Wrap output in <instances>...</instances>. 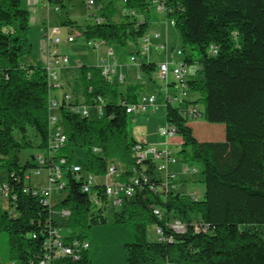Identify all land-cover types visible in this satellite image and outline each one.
I'll use <instances>...</instances> for the list:
<instances>
[{"label":"trees","instance_id":"1","mask_svg":"<svg viewBox=\"0 0 264 264\" xmlns=\"http://www.w3.org/2000/svg\"><path fill=\"white\" fill-rule=\"evenodd\" d=\"M161 2L191 46L183 62L201 66L199 76L187 77L189 90L200 98L185 100V105L202 103L205 120L225 126L224 140L200 141L185 110L165 106L167 124L180 135L184 160L203 164V198L166 185L153 160L136 163L127 107L137 101L141 85L128 84L122 92L99 66L82 64L76 84L81 97H62L57 112L67 143L38 164L48 170L64 157L69 165L71 151L83 148L86 174L67 171L66 194L46 203L27 182L29 171L38 166L22 161L20 152L33 147L47 152L51 87L41 62L22 61L34 56L30 11L22 0H0V168L7 171L10 196L9 205L0 203V231L8 235L7 260L0 264H39L50 251L45 243L49 231L59 228L56 211L62 209L70 211V233L64 238L87 241L88 248L77 260L64 256L52 264H264V0ZM150 5V0H125L123 18L117 21L109 2L100 10L99 22L66 24L87 42L137 44L148 32L144 13ZM141 11L143 17L137 16ZM139 68L151 75L157 64L142 61ZM81 101L96 108L99 117L85 114ZM115 158L125 166L120 181L134 184L132 175L138 179L133 196H123L119 205L105 193V176ZM133 164L135 170L129 169ZM87 175L93 177L90 192L84 190ZM154 208L163 212L161 219ZM176 219L185 223V232L169 228ZM158 225L165 239H150V227L156 235Z\"/></svg>","mask_w":264,"mask_h":264},{"label":"rangeland","instance_id":"2","mask_svg":"<svg viewBox=\"0 0 264 264\" xmlns=\"http://www.w3.org/2000/svg\"><path fill=\"white\" fill-rule=\"evenodd\" d=\"M107 1L113 2V15L114 19L120 21L123 17L125 11L123 7L122 0H94L95 5L94 9L89 10V7L86 3V0H63V3L49 2L45 0L46 5L45 9V22L48 24L49 29L53 30L57 28L60 30L58 37L62 40V43L59 44V48L62 54L67 55L70 59L68 66H59L57 67L58 73V82L62 83L57 90L58 99L61 100L64 94H70L73 97L76 95L81 96V91H76V82L80 74V64L85 65H99V61L102 57H106V64L112 62L111 57L107 56V51L109 49L113 50L114 56L116 57V63L113 65L116 74L111 75V82L118 85L120 91L124 92L126 90V85L131 81L133 75L136 74L137 64L131 60L132 53H136L138 62L143 60H149L155 63H159L161 59H168L169 62H173V66L177 65L180 62L181 58L185 55H190L192 53L191 46L185 44L181 35L180 30L174 25L173 21L166 16L165 11L159 9V4L154 3L153 0H150L151 5L149 12H138L137 16L143 17L144 14L147 15L149 20V28L145 38H142L138 41L137 44L130 43L126 46L120 45L113 41H108L106 44H103V40H96L98 43L96 47L88 46L87 41H85L80 36L77 37L76 41L71 44H67L66 40L69 35V24H66V21H73L78 24H84L88 19V12H98L102 3ZM144 13V14H143ZM47 26V27H48ZM47 27L45 31H47ZM43 25H38L36 22L30 23L29 30V39L33 44V47L36 46L37 41L40 37H44ZM54 33V32H53ZM52 33V35H54ZM161 34V39L163 37L168 40V52L163 50H157L155 45L159 42L157 34ZM149 40V49L148 56L146 57L142 53V45ZM161 44V43H159ZM173 46V48H172ZM184 50L183 54L178 56V50ZM180 57V58H179ZM25 57L22 58V61H25ZM177 62V63H176ZM101 64V63H100ZM199 66V67H198ZM200 68L198 62L192 64H186L187 76L190 75L192 71L196 68ZM143 74L142 72H140ZM124 74L127 78V75H130V78L120 82L118 76ZM140 74V75H141ZM196 74V72H193ZM138 80L131 82L136 83ZM138 83V82H137ZM155 88H161L160 90L165 92V83L159 79L155 78L154 80ZM175 87V86H174ZM164 88V89H163ZM145 93L154 92L152 86L143 87ZM76 91V92H75ZM159 91V89H158ZM155 92L156 94L158 93ZM177 89L171 88V94L176 93ZM201 111H203V104L199 103ZM90 116L99 117L96 108H91ZM166 118H165V99L163 94L159 92L157 94V104L153 111L149 114L143 113H131L129 114V126L128 132L131 140L136 142H145L150 147H165V137L162 136L159 132V129L166 128ZM188 125L193 126L195 129V136L198 139H221L224 135V130L221 128L223 124L220 123H209L205 120L203 114L190 117L188 119ZM180 135L178 133L174 134V138L171 142V150L174 157L177 159L175 163L169 165V171H171L173 176V185L176 187V191L181 194H188L192 197H197L198 199L203 198V193L205 190V178L203 174V164L200 161L196 160H184V155L181 152L180 146ZM45 151L37 147L28 148L20 152V157L22 161L30 159L32 163L36 164L38 167L33 168L29 171L27 176V182L30 183L33 187L43 188L49 184L48 170L44 167H39L37 157L39 155H44ZM71 162L74 165H79L82 168V172L86 174V152L83 148H77L70 153ZM155 164L158 166L159 161L156 160ZM110 165H114L119 169V172L125 170L124 164H122L117 158L113 159ZM135 165H130L129 169H134ZM35 170L39 172L36 173ZM157 175L162 176L163 178L167 177L166 171L157 169ZM131 177V176H130ZM7 171L4 168H0V180L6 181ZM102 181V180H101ZM66 192H61L60 195L63 197ZM55 197V196H54ZM53 197V198H54ZM113 205V204H112ZM13 210V209H12ZM14 211V210H13ZM113 208L109 210L110 216L112 215ZM59 212V211H58ZM59 214V213H58ZM59 217V215H58ZM193 219L197 218V215H192ZM68 217L59 218V229L64 236H68L70 233L69 228L66 226ZM149 238L155 240L156 235L154 227L149 229ZM7 248H8V235L5 231H0V261L7 260Z\"/></svg>","mask_w":264,"mask_h":264},{"label":"built area","instance_id":"3","mask_svg":"<svg viewBox=\"0 0 264 264\" xmlns=\"http://www.w3.org/2000/svg\"><path fill=\"white\" fill-rule=\"evenodd\" d=\"M123 2L125 0H122ZM154 3L159 4V9L161 11L166 12V7L161 0H153ZM86 3L90 10L94 9L95 2L94 0H86ZM101 18L96 17L93 22H99ZM78 34H73L68 36L66 42L68 44L76 41ZM157 37L159 35L157 34ZM145 38V37H144ZM54 48L50 52V60H48L47 64L45 65L47 74H48V82L50 87L56 85L58 75H57V67L63 65L68 66L70 63V59L67 55L61 53L59 48V44L62 43L60 37H56L52 40ZM89 46L96 47L97 41H88ZM149 47V40L142 45V52L147 51ZM159 50H163L165 52L168 51V46L166 43H162L157 47ZM177 54L180 56L183 54L182 50H178ZM108 55L112 57L113 60L114 54L111 50L108 51ZM132 60L136 61V57L132 56ZM102 73L105 77L109 78L112 74L113 69L111 65L105 64L104 61L101 63ZM186 65L182 60L177 63V65L173 66L172 63L166 61L162 62L158 65L157 69V77L160 81L168 83L170 78L172 77L174 86L176 87L177 91L174 94L166 88L165 92L163 93V97L165 99V106L169 103L180 105L182 109L185 110V114L190 117H196L201 115V110L198 105H185V98L187 92L189 90L187 85V71ZM124 77L121 75V80ZM67 101L72 99L70 94H64L63 96ZM81 107L85 114H88L90 108L83 105V101H81ZM157 104V94H140L137 101L135 103L129 104L127 107V113H143L149 114L151 111L154 110ZM61 105V101L56 99H49L48 102V111H49V124L51 127V137L49 139V147L47 152L44 155H39L37 160L40 164H44L48 157L53 156L54 154L58 153L62 150L66 143H67V136L64 133L62 126L59 124L58 114L56 110H59ZM100 111V108L98 109ZM167 124V123H166ZM159 132L162 136L165 137V147L158 148V147H150L145 142H134L132 145V153L135 157V161L137 164H142L145 159H151L154 162L156 160L159 161L158 166L156 165L157 169L166 171L167 177L164 178L165 184L175 188L173 185V176L174 174L171 173L168 168L171 163H175L177 159L174 157L172 150H171V142L174 138V134L178 133L176 127L173 125H166V128L159 129ZM135 170V168H134ZM67 171L73 172L75 174H79L82 171V168L79 165L69 164L67 165V159L62 157L58 160L54 161V166L48 169V178L49 184L43 188H38L35 190L36 192L40 193L44 196L46 203L51 204L53 202V197L57 194H60L65 186L64 175ZM38 173L39 171H35ZM120 172L119 169L114 166L110 165L108 168V172L105 176V193L111 198L112 203L114 205H119L123 196L131 197L135 192V185L138 183V179L136 176L132 175L130 180L134 182H122L119 180ZM93 184V177L91 175L86 176V184L84 186V190L86 192L91 191V185ZM9 187L6 181L0 180V203L4 205H9ZM58 211H56L57 213ZM60 217H68L70 215V211L67 209H62L58 212ZM153 213L158 217H163V212L159 208H154ZM169 228L172 230L182 233L187 230L185 223L181 220H171L168 223ZM156 237L158 240L165 239L164 236V228L160 225L156 226ZM50 250L46 255L40 260L39 264H52L55 258L68 256L74 260H77L81 257L82 252L88 248L87 241H81L77 238L72 240H66L61 233L58 227H54L49 231V236L45 243Z\"/></svg>","mask_w":264,"mask_h":264},{"label":"crops","instance_id":"4","mask_svg":"<svg viewBox=\"0 0 264 264\" xmlns=\"http://www.w3.org/2000/svg\"><path fill=\"white\" fill-rule=\"evenodd\" d=\"M45 0H22V5L25 7V8H27L29 11H30V23H31V25H32V23L33 22H36L38 25H43L44 24V29H43V31L42 32H44V37H40L39 38V40L37 41V43H36V46H34V51H33V54H34V56L33 57H31V56H28V57H25L26 59H24L25 61H23L25 64H29V63H31L32 61H34V63L35 62H41L44 66L47 64V62H48V60H50V52L53 50V48H54V45H53V42H52V40L54 39V38H56V37H58V34L60 33V30L59 29H57V28H54L53 30H51V28L49 29V26H48V24L46 25V23H44L45 22V20H47V19H45L46 17H45V9H44V7L45 6H47L46 5V2H44ZM49 2L51 3V2H53V1H51V0H49ZM110 1H107L106 3H102L101 4V6H100V8H98V12H88V19H89V21H87V22H92L93 23V21L96 19V17H100L101 18V13H100V10L104 7L103 5H106L107 3H109ZM90 10V9H89ZM48 26V27H47ZM47 27V31H45V28ZM71 29H69V35H73V34H78V36H79V31L77 30V29H73L72 30V32L70 31ZM54 32V33H53ZM52 33L54 34V35H52ZM68 35V36H69ZM158 35H159V37L158 38H160L159 39V42H157L156 43V45H155V48L157 49V50H159L157 47L160 45L159 43H166V44H168V40H167V38H165V37H163V39H161L162 37H161V34L160 33H158ZM77 36V37H78ZM67 43V42H66ZM68 44V43H67ZM71 44V43H70ZM103 44H106V41H104L103 42ZM89 46V45H88ZM168 46V45H167ZM90 47V46H89ZM172 48H173V46H172ZM148 49H149V47H148ZM148 49H147V51H145V52H142V53H144V55L147 57L148 56ZM109 50H111L112 52H113V50L112 49H109ZM108 50V51H109ZM108 51H107V56L109 57L110 55H108ZM168 52V51H167ZM62 53V52H61ZM114 54V53H113ZM133 55L132 56H135L136 57V61H134V63H136L137 64V68H136V74L135 75H133V77H132V79H130L131 81H136V80H138L135 84H139V85H141V91L139 92V95L140 94H142V93H144V94H152V93H155V92H157L158 91V89H159V91H158V93L157 94H159V92L161 93V94H163V92L160 90L161 88H158V89H156L155 88V85H154V80H155V78H157L158 79V77H157V70L154 72V73H152L151 75H147V74H145V73H143V74H141L140 72V68H139V66H140V63L142 62V61H149V60H141V61H139L138 62V60H137V56L135 55L136 53H132ZM178 55V54H177ZM132 56H131V60H132ZM179 56V55H178ZM111 57V56H110ZM114 58H115V60H113L112 59V57L110 58V59H112L111 61L112 62H110V64L108 63V65H111L112 66V69H113V72H112V74L111 75H113V74H116V71L114 70V64L116 63V57L114 56ZM180 58V57H179ZM181 60H182V58H181ZM180 60V61H181ZM102 61H104V63H105V61H106V57H102L101 59H100V61H99V67H101V64L100 63H102ZM133 61V60H132ZM166 61H168V59H166V58H164V59H161L160 61H159V63H156L157 64V69H158V65L160 64V63H162V62H166ZM169 62V61H168ZM170 63H172L173 64V62H170ZM177 63V62H176ZM106 64V63H105ZM82 64H80V66H81ZM200 65V64H199ZM79 66V67H80ZM199 67V66H198ZM196 68L194 71H192L191 73H190V75H188L187 77H189V76H199V74L201 73V66H200V68ZM193 72H196V74H193ZM141 74V75H140ZM57 75H58V73H57ZM111 75L109 76V78H111ZM121 75L124 77L122 80H121ZM127 78L129 79L130 78V75H127ZM126 78V76L124 75V74H120L119 76H118V80L120 81V82H123L124 80H126L127 79ZM131 81H129V83H127V85L128 84H134V82H131ZM76 84H77V82H76ZM60 85H62V83H59L58 82V79H57V83H56V85L55 86H53L52 88H51V92H50V98L49 99H56V100H58V101H61V100H59L58 99V96L56 95L57 94V90H56V88H59V86ZM126 85V86H127ZM75 86H78V85H75ZM147 86H152V89H153V91L154 92H152V93H145V90L146 89H143V87L145 88V87H147ZM174 88V89H176V87H174V82H173V79H172V77L170 78V81L168 82V83H165V90H166V88H168V90L170 91L171 90V88ZM164 89V88H163ZM76 91H77V89H76ZM139 95H138V97H139ZM78 96V95H77ZM73 97V96H72ZM79 97H81V96H79ZM200 98V95L198 94V93H196V92H193V91H191V90H188V92H187V95H186V98H185V100L187 101V103H191V102H194V101H197L198 99ZM198 106H199V103L197 104ZM204 109V108H203ZM53 112H58V110H56V111H53ZM192 128H193V131H194V135H195V129H194V127L193 126H191ZM221 128L224 130V135H223V137H221V139H218V140H224V138H225V126L223 125V126H221ZM200 141H217V140H215V139H211V138H206V139H199ZM180 142V141H179ZM168 170H169V168H168ZM171 172V171H170ZM172 173V172H171Z\"/></svg>","mask_w":264,"mask_h":264}]
</instances>
